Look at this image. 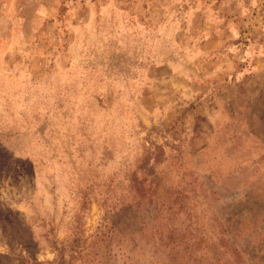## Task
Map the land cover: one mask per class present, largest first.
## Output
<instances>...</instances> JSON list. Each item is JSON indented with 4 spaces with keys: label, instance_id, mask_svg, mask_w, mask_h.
Returning a JSON list of instances; mask_svg holds the SVG:
<instances>
[{
    "label": "rangeland",
    "instance_id": "rangeland-1",
    "mask_svg": "<svg viewBox=\"0 0 264 264\" xmlns=\"http://www.w3.org/2000/svg\"><path fill=\"white\" fill-rule=\"evenodd\" d=\"M0 145V264H264V0H0Z\"/></svg>",
    "mask_w": 264,
    "mask_h": 264
},
{
    "label": "trees",
    "instance_id": "trees-1",
    "mask_svg": "<svg viewBox=\"0 0 264 264\" xmlns=\"http://www.w3.org/2000/svg\"><path fill=\"white\" fill-rule=\"evenodd\" d=\"M1 146V145H0ZM3 158H7V157H5V156H2Z\"/></svg>",
    "mask_w": 264,
    "mask_h": 264
}]
</instances>
